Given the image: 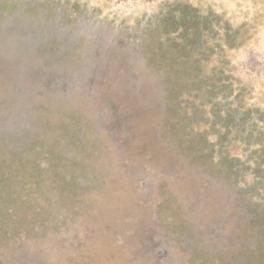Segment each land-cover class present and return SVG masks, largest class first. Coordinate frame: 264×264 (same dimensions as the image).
<instances>
[{"label":"rangeland","instance_id":"rangeland-1","mask_svg":"<svg viewBox=\"0 0 264 264\" xmlns=\"http://www.w3.org/2000/svg\"><path fill=\"white\" fill-rule=\"evenodd\" d=\"M13 1L0 0V24L20 35L0 68L15 67L2 107L14 115L15 106L31 140L16 153L30 164L21 188L69 197L54 200L67 215L53 221L0 219V264H260L245 242H229L226 193L202 194L201 177L168 146L178 115L147 45L127 38L146 14L129 9L135 0H80L101 12L81 17L31 0L8 11ZM166 190L185 221L163 216L174 201L155 196Z\"/></svg>","mask_w":264,"mask_h":264},{"label":"trees","instance_id":"trees-1","mask_svg":"<svg viewBox=\"0 0 264 264\" xmlns=\"http://www.w3.org/2000/svg\"><path fill=\"white\" fill-rule=\"evenodd\" d=\"M81 1L31 0L29 6L74 17L92 13L95 8ZM144 2L135 0L129 8L146 14L127 38L134 46L145 42L144 50L166 80L165 92L172 94L170 106L178 116L171 132H166L168 146L201 177L202 194L209 188L226 193L232 211L228 216L235 223L227 227L229 242H245L246 253L252 249L264 264V0H148L151 7ZM11 5L8 11L20 8L15 0ZM0 25V38L5 40L0 45L1 62L5 43L17 39L20 32L11 22ZM137 28L139 35L134 32ZM5 68H0L4 76L0 80V219L53 221L65 213L54 200L62 202L69 196L21 188L22 172H29L30 164L21 166L18 154L24 143L31 146V140L21 138L15 106L14 115L2 107L3 94H14L8 75L15 67ZM28 184L33 187V182ZM173 194L166 190L155 196L160 197L159 204L174 201L161 212L166 220L185 221L181 213L176 216L180 210ZM229 250L234 252L233 245Z\"/></svg>","mask_w":264,"mask_h":264}]
</instances>
